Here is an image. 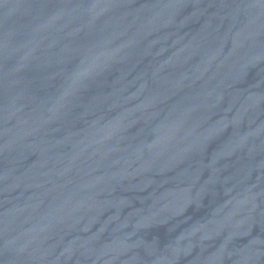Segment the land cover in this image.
Here are the masks:
<instances>
[{"label":"water","instance_id":"95a60500","mask_svg":"<svg viewBox=\"0 0 264 264\" xmlns=\"http://www.w3.org/2000/svg\"><path fill=\"white\" fill-rule=\"evenodd\" d=\"M0 264H264V0H0Z\"/></svg>","mask_w":264,"mask_h":264}]
</instances>
